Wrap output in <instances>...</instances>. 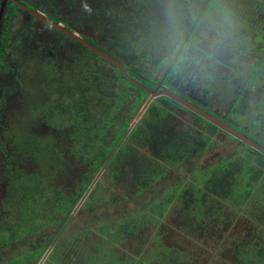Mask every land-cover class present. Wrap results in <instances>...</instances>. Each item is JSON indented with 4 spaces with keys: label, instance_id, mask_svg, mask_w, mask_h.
<instances>
[{
    "label": "trees",
    "instance_id": "obj_1",
    "mask_svg": "<svg viewBox=\"0 0 264 264\" xmlns=\"http://www.w3.org/2000/svg\"><path fill=\"white\" fill-rule=\"evenodd\" d=\"M44 2L50 7L44 10L34 7L33 10L47 13V18L59 23L47 10H53L54 1ZM205 2L206 0H167L161 6L150 0H121L117 8L111 10L113 18L108 22L105 35L107 44L98 48L106 50L105 47L109 45L111 50L107 54L121 62L127 76L144 87L156 90L159 85V90L177 94L235 129L232 122L211 111L208 103L195 95L196 76L201 74L199 72L208 60L218 62L211 50L215 46L214 42L232 48L233 39L238 41L236 51L247 58L244 60L250 67L246 72L237 67L233 71L235 76H230L236 89V98L230 104L228 112L242 116L248 109L252 87L262 80L260 89L264 97V24L256 18L249 17L248 20L241 15L235 16L236 25L228 18L224 20L226 24H223L220 20L224 13H229V9L222 0H208L177 59L169 68ZM256 6L264 13V0L256 1ZM13 9L28 14L13 4L7 7L0 45V74L13 75L15 84L18 85L20 82L15 74L16 69H11L5 63L8 48L18 52L22 49V41L29 38L25 43H31L33 35L32 24L26 23L16 37L17 41L11 44L10 21L15 19ZM29 16L32 21H37ZM44 26L50 28L45 24ZM223 28L226 32L221 30ZM50 29L58 37H62L59 32ZM226 33H231V38L221 37ZM219 39L221 43L218 42ZM72 60L74 64L67 71L59 68L58 63L52 59L45 64L46 81L42 85L45 94L41 100V114L45 123L65 131L68 139L75 142L76 146L70 156L87 167L84 172L86 178L77 187L75 196L63 193L55 196L49 189L44 191V183L38 175L24 174L18 170L9 184L8 194L15 193L9 196L12 205L5 209V217H0V250L10 242L31 234L35 228L34 221L39 219L41 222H53L54 214L48 212L50 206H56V212L62 215L68 214L76 200L84 194L91 176L106 161V168H110L112 172L123 173L127 167V172L133 175L132 182L138 188L152 187L174 169L182 168L187 162L199 159L210 151L214 147L216 132H223L237 141L243 152L219 161L216 166L196 169V166L189 165V169H185L187 177L183 181L186 187L180 194V197L184 196L185 211L197 206L194 216L202 218L209 211L208 204H229L236 207L237 202L233 197L241 196L242 190L232 175L238 176L244 172L249 192L241 197L245 198L257 191L249 215L253 217L254 214L256 221L264 222V202L259 197H264L263 153L241 143L167 95L154 98L140 115H136L148 98L144 89L126 79L119 68L86 48L75 54ZM163 60H167L166 66L159 78L154 79V73ZM168 68L169 72L166 73ZM116 80L126 86L118 89L115 86ZM169 80H174L175 83L170 84ZM117 92L122 96L114 97ZM0 101L3 102L1 97ZM180 110L187 115L188 120L193 119L194 122L179 121L175 116ZM241 134L254 138L245 131ZM252 140L255 141V138ZM39 182L41 183L37 185ZM39 192L40 196L36 197ZM18 198L22 202L20 206L17 205ZM244 205L246 207L247 203ZM152 211L155 212L154 209ZM30 223L32 224L28 225ZM22 226L26 232L18 229ZM36 250L37 256L29 259L27 264H35L39 259L43 250ZM17 258L7 260L5 264H13Z\"/></svg>",
    "mask_w": 264,
    "mask_h": 264
},
{
    "label": "rangeland",
    "instance_id": "obj_2",
    "mask_svg": "<svg viewBox=\"0 0 264 264\" xmlns=\"http://www.w3.org/2000/svg\"><path fill=\"white\" fill-rule=\"evenodd\" d=\"M25 1L27 3L19 2L30 8L32 6L37 8L43 6L39 2L40 0ZM119 1L121 0L116 2ZM256 1L258 0H222L223 4L229 9V13H224L220 22L226 24L224 20L228 18L236 25L235 16L241 15L248 20H250L249 17L256 18L264 24V13L257 8ZM81 4L80 7L74 9L71 8L72 6H67L65 1L60 2L57 7L60 20L68 24L71 30H79L85 34L83 30L88 29L89 33L93 31L96 33L95 39L103 38L105 35L102 29L103 24L85 17L84 14L91 7L84 2H81ZM14 11L17 17L10 21L9 36L11 44L17 41L15 36L26 23L32 24V29L39 41L38 43H32L30 49L23 55L10 47L8 48V66L16 69L20 84H18V91L14 88L15 95L10 101H6L3 112L0 110V119H2V124H0L1 211H5L7 207L12 205V199H9V196H13L15 193H8L10 192L9 184L14 179V175L10 173L14 165L19 166L18 170H21L24 174L28 172L38 173V178L40 177L39 179L44 183V191L49 189L55 196H59L61 193L73 196L84 178L86 167L70 156V152L76 145L75 142L68 139L65 131L57 130L43 121V115H39V113H43L42 104L36 92L37 86L40 87V82L44 78L43 74H45L44 67L37 64L41 54L45 51L55 53L53 55L58 59V62L63 63V61L70 58L69 53L77 51L78 47L70 40L58 37L38 21H32L28 16L21 14L20 11ZM233 23L232 27L235 28ZM221 30L226 32L225 28ZM227 32H229V28ZM227 36L231 38L232 35L226 33L221 37L226 38ZM218 42L221 43V39ZM214 44L215 46L211 50H213L214 59L218 62L214 63L208 60L201 68L199 72L201 74L196 76L195 95L206 101L211 111L232 122L235 125L233 127L237 129L236 131L240 133L242 131L243 133L244 131L247 132L264 147V97L260 89L263 80L257 86L252 87L251 93H249L250 99L247 103L248 109L242 116L229 113V106L236 98V89L232 85L233 81H231L230 76H235L233 71L237 67H240L242 72H246L250 65L246 63V57L237 53L238 41L236 42L233 39L232 48L216 42ZM166 62L167 60H163V63L156 69L154 79L159 78ZM210 62L211 64H209ZM63 65L62 69L64 71L70 69L65 66V62ZM2 76L0 77V87L10 89L9 85L12 83L7 80L9 75L4 73ZM115 86L121 89L126 84L116 80ZM121 96L118 92L114 94V97L117 98ZM145 102L136 115L142 113ZM37 105L38 109H36ZM178 113L175 117L179 121L194 122L193 119L188 120L187 115L182 110ZM213 139L214 147L210 151L199 159L187 162L182 168L174 169L152 187L140 189L136 185L129 186L131 175L127 173L126 169V172L123 171L125 176L119 178V180H114L104 172L95 180V182L98 181L93 190H90V194L92 197L94 196L95 200L91 197L86 200L88 196L84 199L78 198L68 213L73 215V219L62 235L61 246L65 249L64 253L66 254H64V261H68L69 264H152V261L153 264H171L172 258L179 260L181 248L187 264L190 261L193 264H223L220 255L225 253L229 255L228 259L231 264H240L238 259L242 256L241 253L246 257L243 259H247L251 262L250 264H264V259L258 258L255 252L262 244V240L257 235L260 224L256 221L254 214H252L253 217L249 215L252 212L257 191L253 188L252 190L255 191L251 195H246L245 198L241 197L245 192H249L247 190L249 183L244 172L238 174V176L232 175L237 179V184L242 190L240 193L242 195H235L233 199L237 202V206L244 207L243 212L235 210L236 213L233 214L234 211L232 210L225 211L224 222L220 218L218 224L213 227L199 230L197 227H193L195 218L188 216L190 215L188 210L187 215L186 211L181 209L180 228L183 231L180 232V239L175 236L176 233L167 232L166 245L164 243L160 244L158 241L163 227L167 226L169 229L178 225L177 211L179 212V209L177 205L179 204L178 207L182 204L184 206V202L180 204V198L178 197L180 196V187L183 186L180 179L187 177L186 170L188 166H196V169L206 168L212 166V164L216 166L219 161L232 158L243 152L239 143L223 132H216ZM40 194L39 192L36 197H39ZM98 195L102 196L96 197ZM259 197L264 202V197ZM96 200H99V202ZM17 202V205H22L20 198ZM246 203L247 206L245 207L244 204ZM150 208L158 212L155 213ZM48 210L54 216L60 217V214H56V206H50ZM213 210L216 212L217 206ZM131 213L132 215L126 217V220L131 218L140 222L138 225H141V229L131 230V234L125 237L121 236V233L115 235V225L118 219ZM223 223H225L224 229L221 228ZM33 224L35 228L31 234L20 241L10 242L9 245H5L0 250V264H5L7 260L16 257L18 258L14 260L13 264H27L29 259L37 256L38 251L36 249L40 248L44 251L35 264L42 260L47 249L44 241L51 238L58 226L52 225V222H41L39 219L34 221ZM122 224V220H119L118 229ZM18 229L26 232L23 226L18 227ZM221 230H225V237ZM117 239L119 242L123 240L122 243H124L118 249L114 245ZM253 239H255V242H252ZM241 246H244L243 251L240 250ZM109 248H112L114 252L108 250ZM72 254L78 256L73 258ZM71 255L73 259H67ZM81 256H83V261ZM189 258L192 260H188ZM48 261H51V258ZM53 261L54 259L51 263Z\"/></svg>",
    "mask_w": 264,
    "mask_h": 264
},
{
    "label": "flooded vegetation",
    "instance_id": "obj_3",
    "mask_svg": "<svg viewBox=\"0 0 264 264\" xmlns=\"http://www.w3.org/2000/svg\"><path fill=\"white\" fill-rule=\"evenodd\" d=\"M16 1H23V2H26L25 0H16ZM54 2L52 3V6H54L53 7V10L51 11L50 10V8L49 9H47L48 10V12L50 13V16H52V17H55L54 19H58L59 20V23H56V24H60L63 28H65L66 30H68L69 32H71L72 34H75L78 38H80V39H82V40H84V41H86V42H88L89 44H91V45H93V46H95V47H100L101 45H106L107 44V40H106V38H105V35H106V32H107V26H108V22L110 21V19L111 18H113L112 16H111V10L112 9H116L117 8V6H118V4L120 3V1L119 2H116L117 0H53ZM62 1H65V3H66V5L67 6H72L71 8H74V9H77L78 7H80V5H82L81 4V2H84V3H86V4H89L90 5V7L91 8H89V11H87L84 15H85V17H87V18H89L91 21H99V22H101L102 24H103V31H104V37L103 38H101V39H95L96 38V33L93 31L92 33H89L88 32V29H84L83 31H85V34H83V33H81L79 30H76V31H74V30H71V29H69V27H68V24H66L64 21H62V20H60V14L58 13V10H57V7H58V5H59V3L60 2H62ZM150 1H153V2H157V4H159V5H161V6H164V4H166V1L167 0H150ZM0 2H1V0H0ZM41 4H43V6H40L39 8H41L42 10H44V9H46V8H48V7H50L49 5H47L46 4V2H44V0H40L39 1ZM21 3V2H20ZM27 3V2H26ZM9 4H13L14 6H16L17 8H19L17 5H15L13 2H10ZM23 4V3H22ZM111 5V6H110ZM29 7V6H28ZM30 8V7H29ZM37 8V7H36ZM163 8V7H162ZM32 9H34V6H32ZM22 10V9H21ZM158 10H159V8H158ZM157 10V11H158ZM16 12H18V10L16 11ZM26 12V11H25ZM38 12H40V11H38ZM21 14H24V15H26V16H28L29 18H30V14L28 13V14H25L24 12H20ZM42 14H44L46 17H47V13H44V12H41ZM13 16L16 18L17 17V15H16V13H15V11L13 10ZM36 19V18H35ZM49 19V18H48ZM41 25H43L44 26V23L43 22H41V21H39L38 19H36ZM50 20V19H49ZM5 22V21H4ZM107 22V23H106ZM55 23V22H54ZM46 25V24H45ZM48 26V25H47ZM45 27V26H44ZM45 28H47V29H49L50 31H52L50 28H48V27H45ZM22 29H23V27L21 28V29H19V31H18V33L16 34V36H15V38L22 32ZM53 29V28H52ZM55 30V29H54ZM32 31V41H31V43H29V44H26L25 42L27 41V40H29V38H25L23 41H22V43H23V45H22V49L21 50H19L18 52H24V53H26L29 49H30V47H31V44L32 43H38V39H37V36H36V34H35V31L32 29L31 30ZM3 32H4V29H2V34H1V38H2V35H3ZM58 32V31H57ZM60 33V32H59ZM61 34V33H60ZM10 35V34H9ZM62 35V37H60V38H63V39H67V40H70L71 42H73V43H75L76 44V46L78 47V50L77 51H75V52H71V53H69V59H66L65 61H63V63L65 62V66L66 67H69V68H71V65H72V63H73V58H74V55L73 54H78V53H80L82 50H83V48H85L83 45H81L80 43H78L77 41H75V40H73V39H71V38H69V37H66L65 35H63V34H61ZM0 45H1V43H0ZM87 49V48H86ZM98 49H100V48H98ZM105 49L106 50H102V51H104V52H106V53H108V51H110L111 50V47H109V45H107V47H105ZM27 50V51H26ZM101 50V49H100ZM24 53H20V54H24ZM53 54H55V53H47V51H45V53H43V54H41V58H39V61H37V64L38 65H41V66H45V64L50 60V59H52L53 61H55V62H57L58 63V67L59 68H63L64 67V65H63V63H60V62H58V59L53 55ZM175 56V55H174ZM174 58V57H173ZM7 65H8V62H7V60H6V62H5ZM124 66V65H123ZM11 68V67H10ZM12 69V68H11ZM44 73H45V71H44ZM6 75H8L7 73H5ZM15 74H16V77H17V71L15 72ZM2 76V74H0V77ZM43 76H44V78L41 80V82H40V87L39 86H37V90H36V92H37V96H38V98L40 99V100H43L44 99V94H45V88H43L42 87V85L44 84V82L46 81V76H45V74H43ZM3 77V76H2ZM8 82L9 83H12L11 85H9V87H10V89L9 88H4V89H2L1 87H0V97L3 99V102L2 101H0V110H2V112H3V108H4V105L6 104V101H10V99L13 97V95H15V90H14V88H16V90L18 91V85H16L15 86V81H14V76L13 75H11V74H9V76H8ZM12 80H13V82H12ZM39 82V81H38ZM169 83L170 84H174L175 83V81L174 80H169ZM176 83L178 84V82L176 81ZM15 86V87H12V86ZM12 87V88H11ZM12 91H14V93L12 92ZM11 92V93H10ZM19 94H20V92H19ZM148 99V98H147ZM153 101V99L150 101V102H152ZM38 102H40V101H38ZM37 102V104H39ZM36 109H38V105L36 106ZM35 110V109H34ZM41 113H39V115H40ZM135 117V116H134ZM0 124H2V119H0ZM107 162V161H106ZM106 162H105V164L96 172V174H94V175H92L91 177V181L88 183V185H87V187H86V190H85V192H84V194L82 195V197L81 198H83L84 196H85V194H86V192H87V190H88V188L91 186V184L94 182V185H93V187H92V189H91V191L93 190V188H94V186H95V184L97 183V181L95 182V180L98 178V177H100L102 174H104V172L105 173H107V174H109L114 180H119V178L121 179L123 176H125V173H117V172H112L111 171V169L110 168H106V166H107V164H106ZM213 165V164H212ZM18 168H19V166H15L14 165V167H12L11 168V171H10V173L12 174V175H15V174H18ZM87 169V167H85V170ZM126 170H127V167L125 168ZM23 170V169H22ZM132 169H129V171H131ZM24 171V170H23ZM25 172V171H24ZM128 174H130L129 172H127ZM28 175H31V174H35L36 176L37 175H39L38 173H32V172H28L27 173ZM131 175V178L133 179V175L132 174H130ZM86 178V175H85V173H84V178L81 180V182L80 183H82V181L84 180ZM132 179H130L129 180V186H135L136 184H134L133 182H132ZM181 180V184H183V186H181L180 187V194H182L183 193V190L185 189V183H184V178L183 179H180ZM10 182V181H9ZM75 194H76V191H75ZM75 194H74V196H75ZM88 196V197H87ZM86 197V200H88V198H92L93 200H95L94 199V196L92 197V195L90 194V192H89V194L87 195ZM102 195H98V196H96V197H101ZM179 198H180V204L182 203V202H184L185 203V201L183 200V198H184V196L182 195L181 197L180 196H178ZM167 200V199H166ZM97 202H99V200H96ZM195 202V204H196V201H194ZM110 204H111V202H110ZM109 204V205H110ZM194 204V205H195ZM179 205V204H178ZM178 205H177V208L179 209V212L177 211V217H178V221H177V226H174V227H171V228H169L168 229V227L167 226H165V227H163V229L161 230V235H160V238H158V241H159V243L160 244H162V243H164L165 245H166V238H168V234H167V232L169 233V232H172V233H176L175 234V236H177L179 239H180V232H182L183 230H182V228H180V212L182 211L181 209H184L185 210V207L183 206V204L182 205H180V207H178ZM193 205V206H194ZM217 206V211L215 212L214 210H213V208H215ZM90 208H91V206H90ZM208 208H209V211L208 212H206L205 213V215L202 217V218H199V217H196V216H193L194 215V213H195V211H197L198 210V208L197 207H194L193 209H188V213L190 214V215H188V213H187V211H186V214L189 216V217H192V218H195V221H194V224H193V227H197L199 230H202L203 228L204 229H207V228H211V226L213 227L214 225H216V224H218V222H219V219L221 218V220L223 221L224 219H223V217L225 216V211H230V210H232V211H234V213L233 214H235L236 212H235V210H239V212H243V210H244V207H242V206H237V207H233V206H231V205H229V204H227V205H225V206H218L217 204H214L213 206H210V205H208ZM156 212H158L157 210L155 211V213ZM164 212V211H163ZM69 213V212H68ZM165 213H166V211H165ZM203 213H204V211L202 212V215H203ZM0 217L1 218H3V217H5V211H1L0 210ZM57 215L58 214H60V213H56ZM238 215H239V213H237ZM130 215H132V213L131 214H129L128 216H125V217H122V218H119L118 219V222H117V224L115 225V229H116V231L114 232L115 233V235L117 234L118 235V233H121V236H127V235H129V234H131V230H134V229H138V230H140L141 229V225L139 224L138 225V223H140V222H138V221H134V220H132L131 218H128V220H126V217H129ZM55 217V218H54ZM54 217H52L53 218V224L52 225H55V226H58L57 227V230H56V232H54L53 234H52V236H51V238L49 239H47V240H45L44 242H46V245H47V249L45 250V253L46 252H48V255H47V257H46V259L43 261V263L42 264H50L51 263V261L54 259V261H53V263H51V264H69V262L68 261H64L65 260V253H64V250L65 249H63V247L61 246L62 245V235H63V231L65 230V228H67L68 227V225L70 224V222L72 221V219H73V215L72 214H66V215H62V214H60V217H56V216H54ZM119 220H122V225H121V227H120V229H118V225H119ZM183 222H185V221H183ZM224 222V221H223ZM259 224H260V226H259V231H258V236H259V239H261L262 240V244L260 245V247H258L257 248V251H255L256 252V254H257V256H258V258H262V259H264V222L263 221H257ZM50 223V222H49ZM161 224H162V221H161ZM224 224L225 223H223L222 224V227L221 228H223L224 229ZM61 226V227H60ZM60 227V228H59ZM221 232L224 234V237H225V230H221ZM164 234H167L166 236H163ZM21 239H23V238H21ZM21 239H18L17 241H20ZM123 241V240H122ZM122 241L121 242H119V240L117 239V241H116V243L114 244V245H116L117 246V249L121 246V245H124V243H122ZM252 242H255V239H253V241ZM118 243V244H117ZM68 244V243H67ZM242 245V244H241ZM41 249V248H40ZM43 251H44V249H42ZM108 250H111V251H113V249L112 248H109ZM240 250H244V246H241L240 247ZM70 252V251H69ZM114 252V251H113ZM65 254V255H64ZM73 255V258L75 257V256H78V255H74V254H72ZM72 255L71 256H69V257H67V259H70V260H72L73 258H72ZM81 255H83V254H81ZM241 255L242 256H240L239 257V259H238V261L240 262V264H250L251 262H249L247 259H243V258H246L245 257V255H243L242 253H241ZM64 257V258H61V257ZM228 254L227 253H225L224 255H220V257H221V260L223 261V264H231L230 262H229V259H228ZM83 256H81V258H82ZM51 258V261H48L49 259ZM82 261H83V258L81 259ZM188 260H192L191 258H189ZM189 264H193L192 263V261H190V262H188ZM39 264V263H38ZM152 264H153V261H152ZM171 264H187V260H186V258H185V255H184V253H183V250L180 248V258H179V260L177 261V259L175 260L174 258H172V261H171Z\"/></svg>",
    "mask_w": 264,
    "mask_h": 264
},
{
    "label": "water",
    "instance_id": "obj_4",
    "mask_svg": "<svg viewBox=\"0 0 264 264\" xmlns=\"http://www.w3.org/2000/svg\"><path fill=\"white\" fill-rule=\"evenodd\" d=\"M10 2H13L15 5H17L20 9H22L23 11L28 12L31 16H33L34 18L38 19L39 21L43 22L44 24L48 25L49 27L55 29L56 31L60 32L61 34L65 35L66 37H69L75 41H77L78 43H80L81 45H83L85 48H87L88 50H90L91 52H93L94 54H96L97 56H99L100 58H102L103 60L111 63L112 65L116 66L117 68H119V70L121 71L122 75L128 79L129 81H131L132 83L138 85L139 87H141L142 89H144L147 94H148V99L145 102V105L143 106L142 112L143 110L146 108V105H149L150 101L154 98H157L159 96H163V95H167L168 97L172 98L174 101L178 102L179 105L195 112L196 114H198L199 116L203 117L204 119H206L207 121L215 124L216 126H218L220 129H222L223 131L231 134L232 136H234L235 138H237L241 143H244L258 151H260L261 153L264 154V147L260 144H258L257 142L253 141L252 139L244 136L243 134H241L240 132L236 131L235 129H233L232 127H230L229 125H227L226 123L222 122L221 120H219L218 118L214 117L213 115L209 114L208 112H205L204 110H202L201 108H199L198 106H195L194 104L188 102L187 100L183 99L182 97L178 96L177 94L169 91V90H159V85L157 86L156 90H150L147 87H144L143 85L139 84L138 82L134 81L133 79H131L130 77L127 76V74L124 71V66L121 62H119L118 60L114 59L113 57L109 56L106 52L98 49L97 47L89 44L88 42L78 38L75 34H72L71 32H69L68 30H66L65 28H63L60 24H56L53 21L49 20L44 14H42L41 12L35 11L32 8H29L28 6L16 1V0H1L0 2V43H1V34H2V29H3V25H4V21H5V16H6V12H7V7L9 5ZM208 0H206L203 8L200 10L198 16L196 17L193 26L191 27L190 31L188 32V34L186 35L185 39L183 40L180 48L178 49V51L176 52L170 67L173 65L174 61L177 59L182 47L184 46L185 42L187 41V39L189 38L192 29L194 28V26L196 25L197 21L199 20V17L201 16L203 9L205 8L206 4H207ZM169 68L166 71V73L169 72ZM141 113H139L140 115ZM94 185V182L91 184V186L88 188L85 196L83 197V199L89 194L90 190L92 189ZM81 203V201H80ZM48 252H46V254L44 255V257L42 258V260L39 262V264H42L44 259L47 257Z\"/></svg>",
    "mask_w": 264,
    "mask_h": 264
}]
</instances>
